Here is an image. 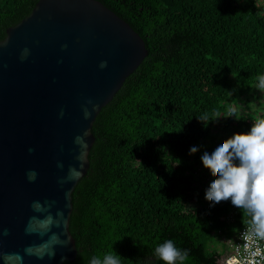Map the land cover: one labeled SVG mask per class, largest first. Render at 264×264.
<instances>
[{
    "label": "trees",
    "instance_id": "trees-1",
    "mask_svg": "<svg viewBox=\"0 0 264 264\" xmlns=\"http://www.w3.org/2000/svg\"><path fill=\"white\" fill-rule=\"evenodd\" d=\"M37 1L0 0V41ZM96 1L130 26L147 55L92 124L89 166L71 193L76 257L63 264H90L112 249L122 264H163L153 250L168 239L188 251L185 264H216L211 246L234 239L250 217L238 210L229 222V201L205 200L209 183L197 170L212 151L202 146L222 123L248 132L264 111L207 126L197 118L257 98L264 0Z\"/></svg>",
    "mask_w": 264,
    "mask_h": 264
},
{
    "label": "water",
    "instance_id": "water-1",
    "mask_svg": "<svg viewBox=\"0 0 264 264\" xmlns=\"http://www.w3.org/2000/svg\"><path fill=\"white\" fill-rule=\"evenodd\" d=\"M146 55L142 39L96 0H38L6 29L0 264L74 261L71 193L89 166L92 124Z\"/></svg>",
    "mask_w": 264,
    "mask_h": 264
},
{
    "label": "clouds",
    "instance_id": "clouds-1",
    "mask_svg": "<svg viewBox=\"0 0 264 264\" xmlns=\"http://www.w3.org/2000/svg\"><path fill=\"white\" fill-rule=\"evenodd\" d=\"M256 81L254 88L264 100V75H258ZM227 93L231 97V93ZM247 106L251 108L257 104L250 102ZM244 107L233 100L223 117L215 110L211 115L204 113L197 119L205 126L221 118L239 121ZM197 151L198 148L193 146L189 154ZM201 163L213 177L205 190V200L213 206L230 201L232 206L250 217L251 234L264 239V118L253 122L248 132L233 134L211 153L205 151ZM153 255L163 264H185L189 253L168 239L154 248ZM122 261L123 258L112 249L102 256H93L90 264H122Z\"/></svg>",
    "mask_w": 264,
    "mask_h": 264
},
{
    "label": "built area",
    "instance_id": "built-area-1",
    "mask_svg": "<svg viewBox=\"0 0 264 264\" xmlns=\"http://www.w3.org/2000/svg\"><path fill=\"white\" fill-rule=\"evenodd\" d=\"M227 221H232L239 209L229 201ZM230 250L222 257L220 264H264V239L251 234L250 224L242 225L236 237L229 241Z\"/></svg>",
    "mask_w": 264,
    "mask_h": 264
},
{
    "label": "rangeland",
    "instance_id": "rangeland-1",
    "mask_svg": "<svg viewBox=\"0 0 264 264\" xmlns=\"http://www.w3.org/2000/svg\"><path fill=\"white\" fill-rule=\"evenodd\" d=\"M255 93H256L255 95L257 96L256 99H251V97H249L243 103L245 105L244 110L248 111L249 113L255 112L256 115L259 116L260 113L262 114V112L264 111V100H261L262 97H261V93L259 91L256 90ZM250 102H256L257 106L249 108L247 105ZM244 110H242L241 113L244 112ZM263 118H264V113H263ZM258 120H259V118H257V121ZM235 133H246V132L243 131L241 128H238L232 124L228 123L224 126L222 123L214 129V135H213L212 142L204 143L202 148L210 149L211 151H213L218 145L222 144L226 139H228L229 137H231ZM197 174H198V177L200 178L201 182L206 181L207 183H210L211 180L213 179V177H211L210 173L204 167L199 168L197 170ZM243 215H246V214L243 212ZM229 246H230L229 241L228 240L226 241L223 238V239L219 240V242H216L211 247L216 252V254L219 255V257H221V259H222V257L224 255H226V253L230 250ZM221 259H217L216 264H220Z\"/></svg>",
    "mask_w": 264,
    "mask_h": 264
}]
</instances>
